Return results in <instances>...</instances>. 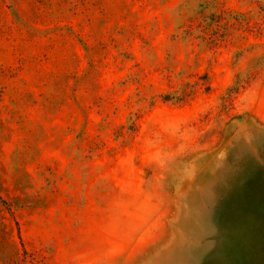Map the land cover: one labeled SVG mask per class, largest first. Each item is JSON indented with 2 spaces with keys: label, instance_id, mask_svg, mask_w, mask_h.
Instances as JSON below:
<instances>
[{
  "label": "rangeland",
  "instance_id": "obj_1",
  "mask_svg": "<svg viewBox=\"0 0 264 264\" xmlns=\"http://www.w3.org/2000/svg\"><path fill=\"white\" fill-rule=\"evenodd\" d=\"M0 264H264V0H0Z\"/></svg>",
  "mask_w": 264,
  "mask_h": 264
}]
</instances>
